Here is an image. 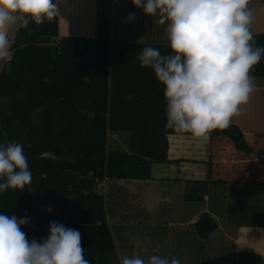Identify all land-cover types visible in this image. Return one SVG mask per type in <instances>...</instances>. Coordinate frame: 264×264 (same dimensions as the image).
Listing matches in <instances>:
<instances>
[{
  "label": "trees",
  "instance_id": "obj_1",
  "mask_svg": "<svg viewBox=\"0 0 264 264\" xmlns=\"http://www.w3.org/2000/svg\"><path fill=\"white\" fill-rule=\"evenodd\" d=\"M254 41L264 48V34L254 35ZM149 46L61 38L57 16L41 25L20 26L14 35L10 61H0V145H23L32 181L22 190L0 193V214L27 217L21 230L30 242H43L54 221L79 230L91 264H112L115 245L104 182L152 180V165L169 162V135L191 136L167 126L163 85L137 60ZM151 47L162 55L171 52L169 45ZM251 75L264 77L262 61ZM109 132L128 133V150H107ZM210 141L207 184L264 186V135L247 138L230 124L214 130ZM235 155L248 162L237 168L249 174L240 180L223 174L228 163L223 160ZM255 161L261 170L252 177L249 167ZM195 227L207 239L217 224L203 215Z\"/></svg>",
  "mask_w": 264,
  "mask_h": 264
},
{
  "label": "crops",
  "instance_id": "obj_2",
  "mask_svg": "<svg viewBox=\"0 0 264 264\" xmlns=\"http://www.w3.org/2000/svg\"><path fill=\"white\" fill-rule=\"evenodd\" d=\"M249 7L255 15L253 35L264 34V0H250ZM58 12L61 38L108 39L119 46L169 45L167 22L160 25L158 17L145 15L131 0H119L116 6L113 0H60ZM132 13L135 19L127 21ZM254 78L256 91L230 123L247 138L264 135V77ZM167 139L169 162L152 165V180L104 182L105 212L115 245L109 261L120 264L123 256L138 255L147 264L152 255H159L180 264H264V186L207 184L210 139ZM233 157L223 160L228 162L224 177L248 176L243 168L237 171L248 162ZM260 170L257 161L249 167L252 177ZM203 215L217 224L207 239L200 238L195 227Z\"/></svg>",
  "mask_w": 264,
  "mask_h": 264
},
{
  "label": "clouds",
  "instance_id": "obj_3",
  "mask_svg": "<svg viewBox=\"0 0 264 264\" xmlns=\"http://www.w3.org/2000/svg\"><path fill=\"white\" fill-rule=\"evenodd\" d=\"M147 16L165 25L171 49L154 47L137 54L141 68H151L163 85L167 126L207 142L214 130L227 128L256 91L254 66L264 55L256 47L250 0H131ZM60 0H0V61L10 57L9 29L30 22L41 25L58 14ZM135 19V13L127 21ZM32 181L21 143L0 145V193L22 190ZM51 211V208L48 209ZM28 218L0 214V264H91L84 257L79 230L51 222L43 242L28 240L21 230ZM120 264H146L125 255ZM147 264H180L152 255Z\"/></svg>",
  "mask_w": 264,
  "mask_h": 264
},
{
  "label": "rangeland",
  "instance_id": "obj_4",
  "mask_svg": "<svg viewBox=\"0 0 264 264\" xmlns=\"http://www.w3.org/2000/svg\"><path fill=\"white\" fill-rule=\"evenodd\" d=\"M19 28H20L19 24L11 26V30L9 34L10 39L13 40L14 35L16 34ZM40 117H41L40 114L36 113L34 115V121L38 122L40 120ZM129 138H130V135L128 133L109 132L107 150H113V149H118V148L122 150H126L127 147H129Z\"/></svg>",
  "mask_w": 264,
  "mask_h": 264
},
{
  "label": "built area",
  "instance_id": "obj_5",
  "mask_svg": "<svg viewBox=\"0 0 264 264\" xmlns=\"http://www.w3.org/2000/svg\"><path fill=\"white\" fill-rule=\"evenodd\" d=\"M113 4L116 6V5H118L119 4V0H113ZM118 14L119 13H117L116 11H115V16L117 15L118 16ZM10 58H11V53H10V57H9V59L7 60V61H1V62H3V64H8V62L10 61Z\"/></svg>",
  "mask_w": 264,
  "mask_h": 264
}]
</instances>
